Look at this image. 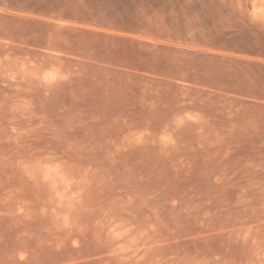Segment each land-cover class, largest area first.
<instances>
[{"label": "rangeland", "instance_id": "rangeland-1", "mask_svg": "<svg viewBox=\"0 0 264 264\" xmlns=\"http://www.w3.org/2000/svg\"><path fill=\"white\" fill-rule=\"evenodd\" d=\"M0 264H264V0H0Z\"/></svg>", "mask_w": 264, "mask_h": 264}]
</instances>
